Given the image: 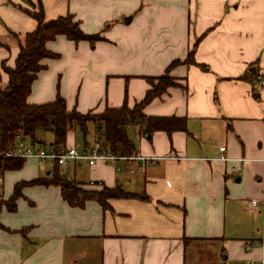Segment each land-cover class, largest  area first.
<instances>
[{
    "label": "crops",
    "instance_id": "1",
    "mask_svg": "<svg viewBox=\"0 0 264 264\" xmlns=\"http://www.w3.org/2000/svg\"><path fill=\"white\" fill-rule=\"evenodd\" d=\"M39 7L44 20L72 14L100 38L47 41L58 57L40 61L28 103L60 95L81 113L132 105L147 77L178 60L169 75L181 86L144 112L183 116L186 130L142 136L131 128L134 159L60 166L79 183L146 196L111 198L107 209L91 200L70 206L58 186L30 185L10 211L3 201L13 185L50 169L41 174L42 161L30 158L6 171L0 264H264V0H0V90L8 81L1 64L14 66L19 41L36 27L28 11ZM76 131L66 147H77ZM138 157L154 160L141 171Z\"/></svg>",
    "mask_w": 264,
    "mask_h": 264
},
{
    "label": "trees",
    "instance_id": "2",
    "mask_svg": "<svg viewBox=\"0 0 264 264\" xmlns=\"http://www.w3.org/2000/svg\"><path fill=\"white\" fill-rule=\"evenodd\" d=\"M28 13L36 20L35 29L27 32L19 41V51L14 66L7 67L1 64L8 81L6 87L0 90V179L6 171L21 169L26 161L23 157L4 155L15 145L17 135H21L32 145L50 144L58 150L65 147L68 131L75 128L82 135L85 148L87 145L85 137L89 132L88 122H91L94 138L100 143L101 149L117 157H132L137 151L129 134L131 128H136L138 134L142 136H149L155 131L170 134L174 131L186 130L183 116L147 115L144 112V108L154 98L161 97L169 87L181 86L169 75L170 69L179 63L178 60H173L164 74L147 77L149 88L142 99L132 105L124 100L119 106H105L102 111L94 113L93 117L88 116L91 111L81 113L76 108L68 109L65 99L60 95L52 101L28 103L27 97L32 83L38 72L45 67L40 61L58 57L57 53L46 48L47 41L54 40L57 36H64L75 43L79 41L93 43L100 38L98 34L85 33L72 14L46 21L41 7ZM190 54L191 52L188 55ZM46 134H51L50 142L45 141ZM81 184L68 178L61 172L60 165L53 162L48 175L16 182L11 195L3 203L7 209L13 211L16 207L15 201L21 195V189L30 185L58 186L62 199L68 205L76 207H83L86 201L91 200L97 202L103 209H107L108 200L111 198L146 199L143 193H130L119 185L108 187L102 184L101 189H85Z\"/></svg>",
    "mask_w": 264,
    "mask_h": 264
},
{
    "label": "built area",
    "instance_id": "3",
    "mask_svg": "<svg viewBox=\"0 0 264 264\" xmlns=\"http://www.w3.org/2000/svg\"><path fill=\"white\" fill-rule=\"evenodd\" d=\"M257 81L259 84L264 87V75H258ZM221 150H224V146L220 147ZM5 156H15L23 157L26 159H36L45 163L56 162L60 166H65L68 163L75 164L81 167L84 163L88 165H93L97 161H116V160H132L135 156L132 157H117L110 152L101 149L100 143L96 140H93L90 146L87 148L79 149L77 147H61L58 150L54 149L50 144L45 146L32 145L28 140L22 138L21 135L16 136L15 145L10 148ZM141 159L142 163L140 164L141 171L144 170L146 160H154V158L138 157ZM264 163V158L262 159ZM131 170V169H130ZM132 171V170H131ZM90 183H98V181H89ZM251 206L255 207L259 202L256 199L250 200ZM261 204H264L261 203ZM259 247L264 253V231L262 232L259 238Z\"/></svg>",
    "mask_w": 264,
    "mask_h": 264
},
{
    "label": "rangeland",
    "instance_id": "4",
    "mask_svg": "<svg viewBox=\"0 0 264 264\" xmlns=\"http://www.w3.org/2000/svg\"><path fill=\"white\" fill-rule=\"evenodd\" d=\"M94 113H97V112H91L88 116L89 117H93ZM88 128H91L93 129V124L91 122H88ZM90 129V131L88 132V134L86 135L85 139L86 141L88 142H92V136H93V132L92 130ZM76 142H75V145L81 149V146H82V143H83V138H82V135L76 131ZM95 139V138H94ZM93 139V140H94ZM90 142V143H91ZM33 160H28V162H32ZM42 166L44 165V168L42 167L41 169V174H44L46 170L50 169L51 166H50V163H45L44 162H39ZM72 164L71 163H68L67 167H70ZM24 173H27V172H24ZM79 174V173H77ZM79 175H77V178H78ZM74 180V179H73ZM1 181V180H0ZM75 181V180H74ZM6 185V183H5ZM81 186L85 189H101L102 188V185L101 184H98V183H90V182H87V183H82ZM5 187L3 185L2 182H0V191H4Z\"/></svg>",
    "mask_w": 264,
    "mask_h": 264
}]
</instances>
